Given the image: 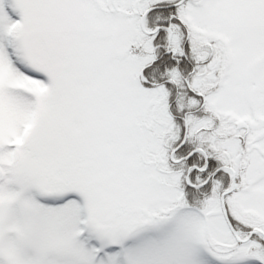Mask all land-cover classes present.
<instances>
[{"label":"snow or ice","instance_id":"obj_1","mask_svg":"<svg viewBox=\"0 0 264 264\" xmlns=\"http://www.w3.org/2000/svg\"><path fill=\"white\" fill-rule=\"evenodd\" d=\"M0 264H264V0H0Z\"/></svg>","mask_w":264,"mask_h":264}]
</instances>
